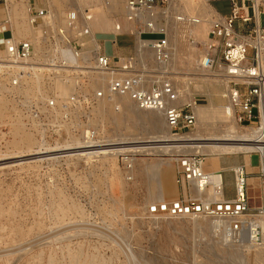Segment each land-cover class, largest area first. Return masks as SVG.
Wrapping results in <instances>:
<instances>
[{"label": "rangeland", "instance_id": "1", "mask_svg": "<svg viewBox=\"0 0 264 264\" xmlns=\"http://www.w3.org/2000/svg\"><path fill=\"white\" fill-rule=\"evenodd\" d=\"M43 1L30 3H36L37 8H41V2L49 7ZM126 1L63 0L61 13H77L76 30L83 27L84 12L90 11L91 15L106 14L113 24L120 23L123 31L94 32L99 50L91 34L80 36L71 31V41L86 52L84 63L67 56L71 49L63 44V70L44 69L37 86H32L31 76L26 84L11 87L0 97V109L7 111L0 115V264H264V239L250 247L246 238L226 237L222 228L214 225L215 219L147 214L151 200L159 201L156 170L175 168L177 151H169L175 140L165 142L173 138L160 131L159 112H139L128 95L95 98V91L106 87V80L94 69L96 55L101 51L116 58L134 56L147 85L170 80L177 91L198 105L211 103L218 108L228 106L230 100L228 83L222 76L225 73L219 65L205 72L199 69L203 38L195 39V59L187 60L191 39L184 26L174 23V11L169 10V16L159 17L158 24L166 27L170 59L159 63L148 40L159 36L145 34L142 38L148 39L140 44L136 32L144 27L126 20ZM174 2L182 8L180 0ZM208 2L220 14L231 10L229 0ZM28 3H10L7 15L12 34L16 22L30 25L25 14ZM12 8H17L15 14L10 13ZM56 23L60 24L57 19ZM33 31L21 39H30ZM202 73L215 79L212 83L204 81ZM57 78L63 81V92L52 83ZM156 119L159 126L155 128ZM13 121H18L20 131L30 136V144L15 146L20 137L12 131ZM197 126L185 133L196 131ZM104 144L121 150L127 147L122 151L130 152L84 154V148L87 152ZM244 155L207 156L206 169L234 166L245 160ZM250 162L257 166L258 156L253 154ZM255 180V188L249 191L253 208L262 198L259 180ZM226 185L232 192L234 176L229 170Z\"/></svg>", "mask_w": 264, "mask_h": 264}, {"label": "built area", "instance_id": "2", "mask_svg": "<svg viewBox=\"0 0 264 264\" xmlns=\"http://www.w3.org/2000/svg\"><path fill=\"white\" fill-rule=\"evenodd\" d=\"M12 0H0L6 4ZM18 1V0H14ZM213 1V0H209ZM228 14L217 15L211 20L208 38L204 44L205 68L224 66L228 80V97L235 110V118L240 125L258 128L264 138V0H229ZM170 0H127L126 17L133 23L141 24L145 34L159 37L148 39L154 49L157 62L167 63L170 47L166 29L159 26L161 16H169ZM28 19L32 25L31 39H16L5 35L11 30L8 18L0 21V97L10 92L11 87L26 84V79L42 70L58 72L63 70V44L69 47L77 60L83 53L80 45L68 41V31L78 35H88V27L77 28V13L68 11L66 24H54L45 20L47 8H37L28 3ZM146 15V17H142ZM184 21V20H183ZM190 21V20H189ZM160 30H155L159 29ZM201 58V57H200ZM43 60V62H39ZM94 69L105 75L106 87L95 91V98L128 95L139 108L162 112L165 123L173 136L179 137L196 125L194 104L177 105L179 97L170 80H161L147 85L144 71L140 69L134 56L112 57L105 52L96 55ZM27 79V80H28ZM50 103L54 101L50 100ZM258 156L259 169L251 177L245 162L230 169L234 176L232 196L226 192V170L208 171L205 155L199 153L176 152L175 183L179 195L173 199L153 202L147 214L153 216H191L220 219L224 225L222 232L232 240L246 238L258 246L264 239V152L251 151L250 156ZM257 179L262 188L260 204L253 208L249 193Z\"/></svg>", "mask_w": 264, "mask_h": 264}, {"label": "bare ground", "instance_id": "3", "mask_svg": "<svg viewBox=\"0 0 264 264\" xmlns=\"http://www.w3.org/2000/svg\"><path fill=\"white\" fill-rule=\"evenodd\" d=\"M180 1L182 4V8L180 6H178L176 4V2H174V0H171V4L169 3L170 4L169 10L172 9L174 11L172 13L173 14L172 19H173L174 23L176 25L178 24L179 26L180 25L184 26V28H186L185 31H187L186 33L189 34V38L191 39L190 43L192 44L191 45L192 50H190L188 52L187 60L191 61V60L195 59V53L197 52V48H196V46H194L195 39L196 38H203L205 41L207 40L211 20H212L214 15H217V12L215 11L214 7L208 2V0H180ZM11 2L4 4V5H6V9L9 8ZM14 6H15V4L13 5V7ZM10 8H11V6H10ZM42 8H46V7H42ZM16 9L12 8V11L11 12L9 11V12L11 14H12V12H13V14H15L17 12ZM48 10H49V13L45 16V20L47 21V23L51 22V24H54L56 19H57L58 22H60V24H63V25L66 24V18L65 17L67 15V13L64 12L63 13L64 17H63V14L61 16H58L52 9L48 8ZM89 12L90 11L84 12V14H83L84 20H83L82 25H83V28L88 27L90 29L93 43L95 44L96 49L99 50L100 44L95 39L96 38L95 34L93 36L94 32L105 31V30H111V31L115 30L117 32H122L123 27L121 26L120 23H117V24L114 23L113 24L112 20L110 18H108V16L106 14L91 15V14H89ZM11 14H10V16L12 17ZM25 14L27 17V21L29 22L27 10H25ZM142 17H146V15H143ZM6 18L10 19V17L8 15ZM125 18L128 22L133 24V21H129L127 19L126 14H125ZM29 24H30V22H29ZM30 25H23V24H19V22H16L15 23V30L13 28V36L16 39L18 38V40H19L22 37H24L25 35H27V34L29 35L31 32V29L33 28V27H31L32 25L31 26ZM179 28L181 29L182 27H179ZM165 29H166V27H165ZM70 32L71 31L69 29L68 33H70ZM132 32L134 33L136 31L133 30ZM11 33H12V31H11ZM140 33H141V31L136 32L137 35H140ZM65 36L68 39V41H70V38L67 35H65ZM32 37H30V39L35 40ZM144 41H147V39L145 40V39L141 38L140 44ZM34 42L37 43V40H35ZM92 47H94V46H92ZM68 52L70 53V55H68ZM68 52H67V56L72 57L74 60H76V57L73 55V53H71V51H68ZM1 53H3V52H1V50H0V54ZM64 54H66V52H64ZM85 55H86V52L85 53L83 52V56H82L81 60H78V61H80V63H84V60L87 57V55L86 56ZM200 57L201 58L199 59V69L201 70V72L209 71V68H205V66L202 65L203 63H205V59H206L205 56L203 55V53H201ZM162 64H164V63H162ZM219 67L221 68L222 71H225L224 70L225 67L223 65L219 66ZM35 75H38V76L36 78L33 77V80L31 82L33 87L35 85L36 86L38 85L39 77H41L39 74H35ZM96 75H99L100 77L104 78L103 80H106V81L108 80V78L105 75H101L100 73H96ZM201 75L203 76L204 81H208L210 83H212L213 79H215V78H213V75H211V74L209 75V74L202 73ZM219 75H216V77L221 78V76H219ZM226 75L227 74H224L222 76H225V81L228 82L230 77H228ZM219 80H215V82L219 83L220 82ZM165 81H166V79H165ZM52 83L55 84L56 87H58L61 92H63V86L64 85H63V81L61 79H58V78L54 79L52 81ZM33 87H30V88L33 89ZM177 92L179 94V97L176 101L177 105L187 104V103H180L181 101L194 104L193 110H194L196 117H197L196 123L198 124V126L196 128L197 130L194 132H189V133L187 132V133L182 134L179 137H175L171 134L170 129L167 127L162 112L156 111V112H159L161 114V118H162L161 124L162 125L160 126V129L161 128L162 129L160 131L165 134L163 136L169 137V134H170V137L173 138V140H171V138H168L170 140L167 139L166 141L165 140L164 141L167 142V141H174L175 140V145L170 146L173 149L169 150V151H177V152L192 151L194 153L206 154L205 155L206 156L205 166H206V160L208 159L207 156H215V155L223 156V155H227V154L245 153V155H244L245 160L244 159L243 160L246 163L248 170L254 171L255 169H257V170L259 169L258 165L253 166L251 164L250 152L251 151H263L264 152V138L262 136H260L261 132L258 128H254L252 126L251 127L249 126L250 128L244 129V128H241L239 126L240 124L237 122V120L235 118V110L232 107L230 101L228 103V106L227 105L224 106V104H223V106H221V107L217 106L218 108H216L215 106H212L211 103L209 105H198L197 103H194L192 98H188L185 95H183V93H181V91L178 90ZM62 96H63V94H62ZM136 106L138 107L137 104H136ZM139 109H140L139 112H142V111L152 112V111H154V110H147V109H141V108H139ZM6 113H7V111L0 109V115H5ZM11 126H12L13 133L20 137L18 142L15 143L16 147L20 146L21 144H30L31 143L30 136L27 133L20 131V123L18 121L17 122L13 121ZM153 126L155 128L158 127L159 126V120H157V119L153 120ZM204 131H206V133H204ZM160 137H162V136H160ZM160 140H163V139H160ZM155 142H156V140H155ZM161 142H163V141H161ZM161 142L158 141V143H161ZM119 145H121V144H119ZM122 146L123 145H121L120 148ZM84 147H85V145H84ZM83 148H82V150H83ZM95 148L96 149H94L92 151L88 150L87 152H86L87 148H84L85 149L84 154L91 155L93 153H95V154L103 153L105 155H109V154H113L114 152L116 153V152L122 151L124 148H127V147H124V148L122 147L123 148L122 150L121 149H115V147L113 145H110V146H108V145L102 146L101 145L100 147H95ZM116 148H119V146ZM129 152L130 151H122V152H119L118 154L129 153ZM216 160H217V158H216ZM234 167H235V165L232 166L231 169ZM217 170H221V169H217ZM263 170H264V167H263ZM208 171H215V170H208ZM155 179L157 181V183H156L157 188L156 189H158V194H159V198L157 200L160 201V200L165 199L166 197H168L169 199H171V198L173 199L179 195V189L175 183V168H174V170L171 169L170 166L158 168L156 170ZM255 181L256 180L253 178L249 179V182L251 184L255 183ZM253 188H255V187H253ZM163 196H165V197H163ZM151 201L156 202L154 200H151ZM151 216H153V215H151ZM196 218L201 219V221H210V219H212V218H207V217H196ZM215 223L216 224H214V225L216 227H221L222 225H224L223 221L220 219H215ZM263 228H264V223H263ZM249 246L252 247L253 245L250 244Z\"/></svg>", "mask_w": 264, "mask_h": 264}, {"label": "crops", "instance_id": "4", "mask_svg": "<svg viewBox=\"0 0 264 264\" xmlns=\"http://www.w3.org/2000/svg\"><path fill=\"white\" fill-rule=\"evenodd\" d=\"M29 2H31V0H28ZM34 1H36V0H34ZM44 1H46V2H48V8H50V9H52L58 16H61L62 14H63V12L61 13V11H62V8H61V6L63 5V0H44ZM43 1V2H44ZM43 3L41 2V8L43 7V5H42ZM4 4L3 3H1L0 2V21L2 20V18L4 19V18H6L7 17V9H6V6H4V10H5V12H4V14H3V11H2V9H1V7L3 6ZM35 7H36V3H35ZM215 9V8H214ZM215 11H216V9H215ZM217 12V11H216ZM217 14H218V12H217ZM130 23V22H129ZM115 31V30H114ZM96 33V32H95ZM94 33V34H95ZM5 35H13L12 33H11V31H8V32H6L5 33ZM137 36H139V35H137ZM219 162H220V164L219 165H221V161L219 160ZM244 162V160L241 162V163H243ZM231 167L232 166H227V167H222V166H220V168H217V169H225L226 171L227 170H229L230 171V169H231ZM217 169H215V170H217ZM207 170H209V169H207ZM249 171V170H248ZM249 173H250V176L251 177H255L256 176V171H249ZM226 192H227V196L228 197H231L232 196V192H230V190H228V188H227V185H226Z\"/></svg>", "mask_w": 264, "mask_h": 264}, {"label": "trees", "instance_id": "5", "mask_svg": "<svg viewBox=\"0 0 264 264\" xmlns=\"http://www.w3.org/2000/svg\"><path fill=\"white\" fill-rule=\"evenodd\" d=\"M152 36H156V34H153Z\"/></svg>", "mask_w": 264, "mask_h": 264}]
</instances>
